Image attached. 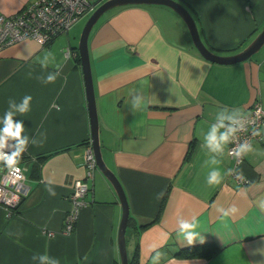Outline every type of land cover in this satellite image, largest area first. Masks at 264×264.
Returning a JSON list of instances; mask_svg holds the SVG:
<instances>
[{"label":"crops","instance_id":"obj_1","mask_svg":"<svg viewBox=\"0 0 264 264\" xmlns=\"http://www.w3.org/2000/svg\"><path fill=\"white\" fill-rule=\"evenodd\" d=\"M29 1L0 0V13L17 12ZM178 1L217 54L240 51L264 28V0ZM89 14L47 44L24 39L0 51V128L8 111L23 122L28 142L17 161L29 185L13 211L0 204V264H120L122 205L98 167L88 179L87 204L66 230L68 193L84 175L91 137L80 34L74 30ZM88 53L102 157L128 202V258L137 251L138 264L264 259L251 255L264 246V126L238 166L248 179L243 185L230 172L228 142L217 148L206 140L213 125L226 131L229 118L254 99L264 107V44L240 61H212L195 47L177 11L139 3L104 12L89 32ZM25 96L32 99L21 114L11 104L19 106ZM137 96L141 105L134 108ZM212 171L219 172V183H208ZM181 220L197 223L204 238L200 254L176 255L188 246L179 236Z\"/></svg>","mask_w":264,"mask_h":264},{"label":"built area","instance_id":"obj_2","mask_svg":"<svg viewBox=\"0 0 264 264\" xmlns=\"http://www.w3.org/2000/svg\"><path fill=\"white\" fill-rule=\"evenodd\" d=\"M102 1L104 0H31L17 12L0 13V51L24 39H34L41 44H47L58 33L68 30L83 15L91 13ZM69 52L70 48L67 47L65 53ZM262 126L264 107L257 98L247 109L227 122L226 131L229 127L237 129L235 133L230 134L226 150L234 161L230 172L242 185L246 184L248 179L238 171V166L243 162L245 153L236 158L235 152L242 144L251 145L259 139ZM7 144L5 151L11 154L10 141ZM83 167V177L73 182L68 193L71 208L66 217V230L72 229L80 208L87 204L85 196L90 190L88 179L93 176L97 167L90 141L85 149ZM28 191L24 165L18 161L12 162L11 166L0 163V204L5 206L8 212L19 206Z\"/></svg>","mask_w":264,"mask_h":264},{"label":"water","instance_id":"obj_3","mask_svg":"<svg viewBox=\"0 0 264 264\" xmlns=\"http://www.w3.org/2000/svg\"><path fill=\"white\" fill-rule=\"evenodd\" d=\"M139 3H160L166 4L177 11L186 23L187 29L195 47L206 58L219 63H232L249 58L255 53L262 44H264V28H262L240 51L233 54H217L210 50L200 38L196 23L190 12L178 0H104L102 1L88 16L84 26L80 32L78 41V53L80 58V65L83 75L85 86V93L87 98L88 113L90 119L91 137L90 142L96 158L97 167L107 176L113 185L119 200L122 205V219L118 232V242L120 251V264H128V252L126 244V228L129 219V208L123 187L114 174V172L106 165L100 148L99 141V120L96 112V105L94 99V89L92 82V74L90 67V59L88 53V35L98 20V18L107 10L126 4H139Z\"/></svg>","mask_w":264,"mask_h":264},{"label":"clouds","instance_id":"obj_4","mask_svg":"<svg viewBox=\"0 0 264 264\" xmlns=\"http://www.w3.org/2000/svg\"><path fill=\"white\" fill-rule=\"evenodd\" d=\"M55 77L49 76L48 82H54ZM32 99L31 96H25L23 102L16 106L15 104H11V107L17 108L19 113L24 114L29 110V102ZM133 107L139 108L141 105V97L137 96L133 99ZM146 107V105L144 106ZM231 119V118H229ZM3 128H0V163H4L5 165L11 166L12 162H15L18 160V158L21 156V154L25 150V146L27 144V137L23 136L22 133L24 131V124L23 122H16L13 120V112L8 111L5 113V117L3 120ZM224 125L221 124L220 127H223ZM237 129L229 127L227 131L219 132V129L216 125L212 126L211 132L206 137V140L209 144V146H215L217 148L220 147L221 142H228L230 134H233L236 132ZM9 140H14L16 142L15 147L16 151L12 152L11 154L7 153L5 149L7 148L8 144L7 142ZM251 150V145L248 143L242 144L235 152V157L240 158L246 151ZM215 162V161H213ZM15 171H18V169H13ZM219 172L218 171H212L208 176V183H219ZM48 193L52 196H55L56 193L51 189H46ZM260 208L262 211H264V203L260 205ZM231 211L233 213L237 212L238 209L235 206L231 207ZM221 212H223L224 216H227L228 213L224 212L223 209H221ZM198 225L195 222H188L181 220L179 224V236L182 237L183 241L186 242V245H193L197 241L200 243L204 242L203 235L200 231H197ZM260 254L261 256H264V246L253 249L251 252V255H257ZM160 253L157 252V256H159ZM35 258V257H33ZM255 264H264V259H261L259 261H256Z\"/></svg>","mask_w":264,"mask_h":264},{"label":"trees","instance_id":"obj_5","mask_svg":"<svg viewBox=\"0 0 264 264\" xmlns=\"http://www.w3.org/2000/svg\"><path fill=\"white\" fill-rule=\"evenodd\" d=\"M41 158L46 157L45 155L40 156ZM130 219V218H129ZM128 219V222H129ZM201 243L198 244H193V245H188V246H183L180 247V249L178 250V252H176V255H182V256H194V255H198L200 254V249L199 247L201 246ZM215 248H213L212 250H208L205 251V255H210ZM138 254L137 251H135L134 255H132L131 257L128 258V264H138Z\"/></svg>","mask_w":264,"mask_h":264},{"label":"rangeland","instance_id":"obj_6","mask_svg":"<svg viewBox=\"0 0 264 264\" xmlns=\"http://www.w3.org/2000/svg\"><path fill=\"white\" fill-rule=\"evenodd\" d=\"M87 18V17H86ZM86 18H84L83 20H81V21H79L75 26H74V30L76 31V32H79V34H80V32H81V30H82V28H83V26H84V23H85V19ZM73 30V31H74ZM67 48V47H66ZM66 48H65V50L64 51H66Z\"/></svg>","mask_w":264,"mask_h":264}]
</instances>
